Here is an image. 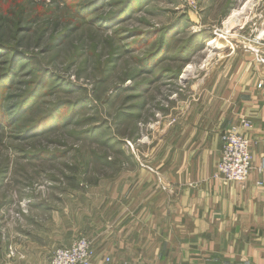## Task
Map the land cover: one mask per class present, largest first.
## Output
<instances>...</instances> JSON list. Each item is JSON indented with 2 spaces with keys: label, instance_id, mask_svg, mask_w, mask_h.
<instances>
[{
  "label": "rangeland",
  "instance_id": "1",
  "mask_svg": "<svg viewBox=\"0 0 264 264\" xmlns=\"http://www.w3.org/2000/svg\"><path fill=\"white\" fill-rule=\"evenodd\" d=\"M91 1L1 0L0 38L20 57L2 94L0 264L16 252L10 243L46 239L63 194L114 176L134 159L136 142L198 101L195 85L215 77L231 49L240 56L262 49L256 39L264 37V0H135L124 18L112 21L106 17L127 0L97 7ZM231 9L237 14L225 23ZM167 26L173 27L168 44L146 71L140 58L156 48ZM138 31L157 33L131 48ZM192 33L200 36L190 54H177ZM213 36L226 40L223 47L200 44ZM9 57L0 54V73ZM43 73L36 100L14 118L15 104ZM57 104L56 124L23 136L27 124ZM39 151L53 155H32Z\"/></svg>",
  "mask_w": 264,
  "mask_h": 264
},
{
  "label": "crops",
  "instance_id": "2",
  "mask_svg": "<svg viewBox=\"0 0 264 264\" xmlns=\"http://www.w3.org/2000/svg\"><path fill=\"white\" fill-rule=\"evenodd\" d=\"M249 50L231 49L215 77L195 85L198 101L136 142L114 176L63 194L46 239L10 243L6 264H48L80 235L92 242L91 264H264V63ZM242 118L252 168L243 183L225 181L215 176L220 135Z\"/></svg>",
  "mask_w": 264,
  "mask_h": 264
},
{
  "label": "built area",
  "instance_id": "3",
  "mask_svg": "<svg viewBox=\"0 0 264 264\" xmlns=\"http://www.w3.org/2000/svg\"><path fill=\"white\" fill-rule=\"evenodd\" d=\"M260 48H252L256 59L264 63V37L256 39ZM251 127L250 120L242 118L239 125L222 132L221 155L216 166L215 176L225 181H235L243 183L252 168L251 139L243 132ZM264 142V140H263ZM262 171L263 168L258 169ZM94 250L91 240L80 235L69 243L53 250L48 264H91ZM100 264H115L110 256L101 259ZM126 264V263H122Z\"/></svg>",
  "mask_w": 264,
  "mask_h": 264
},
{
  "label": "trees",
  "instance_id": "4",
  "mask_svg": "<svg viewBox=\"0 0 264 264\" xmlns=\"http://www.w3.org/2000/svg\"><path fill=\"white\" fill-rule=\"evenodd\" d=\"M102 1L103 0H92L91 3H92V5L96 4L95 7H97L99 5L98 2H100V4H101ZM134 1L135 0H127L122 8H120V9L112 12L110 15H108L106 17V20L112 21L114 19L119 20V19L124 18L126 15V12H127V8ZM137 1H139V0H137ZM20 9L23 10V8H20ZM0 10H3L1 0H0ZM87 11H88V9H85V11L83 13L81 12V15L84 16L86 13H88ZM172 28L173 27H169V26H167L166 28L165 27L162 28L159 31L161 33V35L159 36V40H158V44H157L156 48L152 52H150L149 54L140 58V61H143V65H145L147 67V68H145L146 71L151 70L148 67L149 65H151V59L155 58L156 56L158 57L160 55V53H162L164 51L166 45L168 44L169 32ZM156 33H157V31H156ZM156 33H153V31L144 32V33H141V31H138L137 35L138 34H141V35L137 39L132 41V43L130 44V47L135 48L136 46H139V44H142V42L144 40L149 39L152 35H154ZM134 34H136V33H134ZM199 36H200L199 33L190 34L187 41L179 48L177 54L182 55V54L187 53V55H189L191 46L198 41ZM204 43H205V40H202V42L200 44L203 46ZM6 52H10L9 63H8L7 68L3 72L0 73V119L1 120L3 119L2 116L4 115V112L7 111V108L3 109V106H2V104H3L2 94L5 91V88L8 85H10V82L12 81L14 70H15L14 68H15V65L17 64V62L19 61L18 58L20 56L17 54V52H19V51L15 47L8 45L7 42L3 41L0 38V54H3V53L6 54ZM45 76L46 75L43 73L42 76L39 78V80L37 82H35V86L33 87V89L31 91H29L27 94H25L15 104V106H14L15 110L11 113V115L13 114L14 118H17L19 115L23 114L34 103V101L37 98L39 86L45 80ZM131 87L136 88L133 85L130 86V88ZM61 109H62L61 105L57 104L45 115L41 116L38 119L31 121L24 128V130H23L24 135L23 136L28 137L29 135L35 133V131H37L40 128H45L48 125L56 124L60 118V114L62 113ZM11 115H9V116H11ZM32 155L33 156H40V157L43 156L45 158V157H50L53 154H52V152L39 151V152L34 153Z\"/></svg>",
  "mask_w": 264,
  "mask_h": 264
},
{
  "label": "bare ground",
  "instance_id": "5",
  "mask_svg": "<svg viewBox=\"0 0 264 264\" xmlns=\"http://www.w3.org/2000/svg\"><path fill=\"white\" fill-rule=\"evenodd\" d=\"M236 14H237L236 13V9H231L229 14L227 15L225 23L228 22L230 19H233L236 16ZM224 40L220 36H217V37L213 36V37L207 38L205 41H206V45H208V46L214 45V46H217V47H223L222 45H224L223 44Z\"/></svg>",
  "mask_w": 264,
  "mask_h": 264
}]
</instances>
